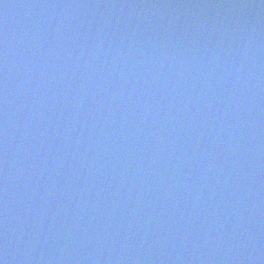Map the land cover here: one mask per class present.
<instances>
[{
  "label": "water",
  "instance_id": "obj_1",
  "mask_svg": "<svg viewBox=\"0 0 264 264\" xmlns=\"http://www.w3.org/2000/svg\"><path fill=\"white\" fill-rule=\"evenodd\" d=\"M0 264H264V0H0Z\"/></svg>",
  "mask_w": 264,
  "mask_h": 264
}]
</instances>
